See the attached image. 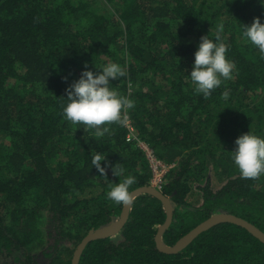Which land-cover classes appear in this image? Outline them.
<instances>
[{"label":"trees","instance_id":"obj_1","mask_svg":"<svg viewBox=\"0 0 264 264\" xmlns=\"http://www.w3.org/2000/svg\"><path fill=\"white\" fill-rule=\"evenodd\" d=\"M123 115L176 165L165 246L222 213L264 233V0H0V264H72L150 185ZM167 218L136 196L79 264H264V241L229 222L162 252Z\"/></svg>","mask_w":264,"mask_h":264},{"label":"water","instance_id":"obj_2","mask_svg":"<svg viewBox=\"0 0 264 264\" xmlns=\"http://www.w3.org/2000/svg\"><path fill=\"white\" fill-rule=\"evenodd\" d=\"M142 193H148V194H151V195L159 198L165 206L168 218H167L166 222L162 226H160L158 233H157V236H156L157 247L162 252L171 253V254L178 253L181 250H183L185 247H187L199 234H201L205 230H208L209 228H211L217 224L224 223V222H229V223H233V224H236L238 226H241V227L247 229L248 231H250L257 238L264 241V233L262 231H260L257 227H255L254 225H252L248 221H246L242 218H239L235 215H231L228 213H222V214L213 215L208 220H206L205 222H203L202 224L197 226L195 229H193L189 234H187L181 240H179L176 245L171 246V247H167L164 245V243L162 241V236L172 221L173 212H172L170 200L167 197H165L162 192L158 191L157 189H155L153 187L147 186L144 188L137 189L127 196L126 203H125L124 210L122 212L121 217L119 218V220L112 223L113 226L115 227L112 231L101 233L102 230L107 228L106 227V228H104V229H102L96 233L91 232L80 243V245L77 247V249L74 253V258H73L72 264H79L81 254L83 253L86 246L91 241L101 239V238L110 237V236H115L117 233L120 232V230L122 229V227L126 224V222L128 220L129 212H130L131 205H132L134 198L136 196L142 194ZM110 226H108V227H110Z\"/></svg>","mask_w":264,"mask_h":264},{"label":"built area","instance_id":"obj_3","mask_svg":"<svg viewBox=\"0 0 264 264\" xmlns=\"http://www.w3.org/2000/svg\"><path fill=\"white\" fill-rule=\"evenodd\" d=\"M125 126L129 132L128 141H135L138 147L145 153L149 166L152 172V179L150 181V186L162 192L165 178L167 174L172 170L176 165L165 163L164 161L158 159L155 155L154 150L144 141H142L137 131L135 130L131 119L125 118Z\"/></svg>","mask_w":264,"mask_h":264},{"label":"rangeland","instance_id":"obj_4","mask_svg":"<svg viewBox=\"0 0 264 264\" xmlns=\"http://www.w3.org/2000/svg\"><path fill=\"white\" fill-rule=\"evenodd\" d=\"M123 118L126 121L125 118H128V116L123 115ZM208 177L210 178V181L213 184L214 188H220L227 180V177L222 173V171L220 169L219 170L214 169V167H210L209 172H208ZM193 191L194 193H196V195H193L191 198H189V201L193 205H199L200 199H201L200 192L196 188H194ZM114 228L115 227L112 224L110 227H107L106 229L102 230L101 233L109 232L110 230ZM34 247H35V251H40V249L42 248V245L37 242Z\"/></svg>","mask_w":264,"mask_h":264},{"label":"bare ground","instance_id":"obj_5","mask_svg":"<svg viewBox=\"0 0 264 264\" xmlns=\"http://www.w3.org/2000/svg\"><path fill=\"white\" fill-rule=\"evenodd\" d=\"M150 186V185H149ZM151 187V186H150ZM113 230V229H112ZM112 230H110V231H112Z\"/></svg>","mask_w":264,"mask_h":264}]
</instances>
